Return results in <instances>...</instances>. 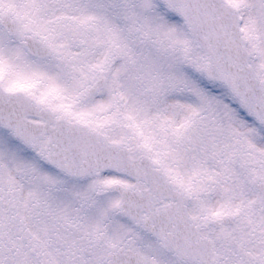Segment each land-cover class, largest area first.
<instances>
[{"label":"snow or ice","instance_id":"obj_1","mask_svg":"<svg viewBox=\"0 0 264 264\" xmlns=\"http://www.w3.org/2000/svg\"><path fill=\"white\" fill-rule=\"evenodd\" d=\"M0 264H264V0H0Z\"/></svg>","mask_w":264,"mask_h":264}]
</instances>
